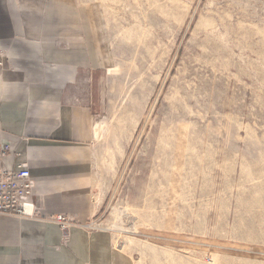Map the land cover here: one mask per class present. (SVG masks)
<instances>
[{
  "label": "rangeland",
  "instance_id": "1",
  "mask_svg": "<svg viewBox=\"0 0 264 264\" xmlns=\"http://www.w3.org/2000/svg\"><path fill=\"white\" fill-rule=\"evenodd\" d=\"M70 1L106 58L95 229L133 264H264V0Z\"/></svg>",
  "mask_w": 264,
  "mask_h": 264
},
{
  "label": "crops",
  "instance_id": "2",
  "mask_svg": "<svg viewBox=\"0 0 264 264\" xmlns=\"http://www.w3.org/2000/svg\"><path fill=\"white\" fill-rule=\"evenodd\" d=\"M93 20L70 0H0V146L10 148L6 168L28 167L38 209L0 215V264H133L108 232L88 227L104 206L85 92L106 65Z\"/></svg>",
  "mask_w": 264,
  "mask_h": 264
},
{
  "label": "built area",
  "instance_id": "3",
  "mask_svg": "<svg viewBox=\"0 0 264 264\" xmlns=\"http://www.w3.org/2000/svg\"><path fill=\"white\" fill-rule=\"evenodd\" d=\"M9 146H0V215L17 218H34L38 209L33 201V189L35 183L25 164H21L18 170L6 168L4 160L9 154ZM61 230L68 231V223L58 220ZM95 229L94 225L88 226Z\"/></svg>",
  "mask_w": 264,
  "mask_h": 264
}]
</instances>
